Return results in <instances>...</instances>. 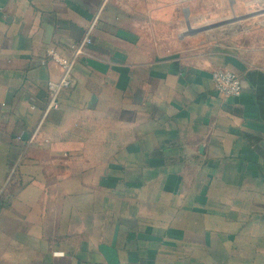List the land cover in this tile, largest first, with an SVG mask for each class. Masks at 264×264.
I'll list each match as a JSON object with an SVG mask.
<instances>
[{
    "label": "crops",
    "instance_id": "0c3cea01",
    "mask_svg": "<svg viewBox=\"0 0 264 264\" xmlns=\"http://www.w3.org/2000/svg\"><path fill=\"white\" fill-rule=\"evenodd\" d=\"M0 264H264V0H0Z\"/></svg>",
    "mask_w": 264,
    "mask_h": 264
},
{
    "label": "built area",
    "instance_id": "2783aa9c",
    "mask_svg": "<svg viewBox=\"0 0 264 264\" xmlns=\"http://www.w3.org/2000/svg\"><path fill=\"white\" fill-rule=\"evenodd\" d=\"M108 0H102L105 4ZM97 17L88 28L86 37L77 45L73 46V57L67 58L59 55L54 49H48L47 55L62 68L63 74L58 81L48 82L47 95L48 100L43 113V117L52 109L58 108V95L60 91L68 89L72 85L71 70L74 59L82 52L83 48L91 43L89 34L95 25ZM212 81L218 94L225 98L238 97L241 94V81L239 77L230 71H216L212 74Z\"/></svg>",
    "mask_w": 264,
    "mask_h": 264
}]
</instances>
